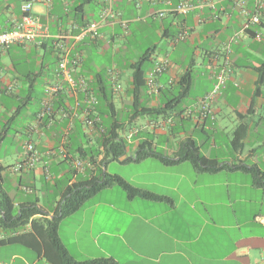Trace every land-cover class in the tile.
Listing matches in <instances>:
<instances>
[{"label":"crops","instance_id":"obj_1","mask_svg":"<svg viewBox=\"0 0 264 264\" xmlns=\"http://www.w3.org/2000/svg\"><path fill=\"white\" fill-rule=\"evenodd\" d=\"M183 1L204 7H197L187 16L157 17L158 12L171 10ZM27 2L33 5L32 16L42 34L33 43L0 49V138L2 144L14 135H19L22 143L31 141L41 159L33 169L14 172L13 167L23 161L22 144L19 161L8 170L0 162V190L8 192L19 205L31 202L19 198L21 192L31 194L29 187L53 182L60 201L68 185L97 177L102 169L139 189L168 197L173 203L128 199L115 186L104 189L60 225L62 243L75 260L264 264V187L255 185L250 174L235 169L257 167L264 173V84L258 90L256 70L264 63V9L261 24L233 43L232 38L244 23L235 0H113L114 10L129 23L128 31L117 21L104 24L101 38L95 41L81 38L80 29L100 21L107 0H0V33L14 29ZM210 3L216 4L215 8ZM247 8L254 12V2L248 1ZM149 23L154 24L155 39L166 48L159 49L156 44L149 48L155 50L146 76L162 59H167L170 67L153 84H147L140 105L165 107L175 99L177 81L189 68L193 69V83L188 98L173 112L133 121L135 97L130 67L144 53L122 56L120 47L133 39V32L139 31L141 38L147 39ZM181 32L188 37L177 42L175 38ZM256 32L262 34L260 41L255 39ZM227 49L232 60L230 79L212 104L215 121H202L196 108L213 88L212 55ZM65 53L70 60L78 59L77 65L68 66L77 83L74 89L60 75ZM109 70L116 71L120 94L113 91ZM82 81L87 93L81 87ZM55 84H61L64 92L52 100L53 115L39 119L46 90ZM104 97L114 108L106 116H102V109L108 106ZM92 99L95 105L91 117L96 119V126L89 128L83 110ZM22 104L27 105L18 111ZM60 109L68 116L62 117ZM139 119L144 121L137 123ZM168 119L173 123L176 119L177 124H168ZM16 123L19 127L13 130ZM112 124L131 147H127L125 157L107 164L100 153L96 165H92L81 156L80 147L93 146ZM240 124L248 125L249 130L243 153L235 154L231 142ZM187 139L195 141L205 158L230 169L198 172L188 162L166 166L155 158L124 162L136 155L142 141H149L155 151L176 160ZM174 142L176 147L172 146ZM77 162L82 163V169ZM113 164L117 167L109 172ZM59 201L53 209H47L36 199L50 215ZM13 246L0 247V264H48L42 256Z\"/></svg>","mask_w":264,"mask_h":264},{"label":"trees","instance_id":"obj_2","mask_svg":"<svg viewBox=\"0 0 264 264\" xmlns=\"http://www.w3.org/2000/svg\"><path fill=\"white\" fill-rule=\"evenodd\" d=\"M252 28L247 30L249 34ZM245 35V36H246ZM155 49L147 50L140 60L133 64L130 69L133 78V91L135 97L134 113L132 120L144 116H159L173 112L179 107L183 100L187 99L193 83V69L189 68L183 76L177 81V92L175 99L169 101L165 107L158 109L144 108L140 105L139 99L142 91L147 86L145 65L150 61V57ZM158 63V62H157ZM149 64V63H148ZM156 67V65H155ZM154 67V68H155ZM154 68L151 70L153 71ZM259 78L257 88L264 84V63L257 69ZM149 76V75H148ZM108 97V95L106 94ZM104 97L105 104L108 106L102 109V116L110 115L114 112L111 100ZM20 105L21 108L26 107ZM248 125L240 124L233 135L231 142L235 154H242L245 149V140L248 134ZM3 139L0 138V146ZM81 156L88 159L92 165H96L99 154H104L103 163L117 161L125 157L127 151V142L116 133L114 124L110 125L106 132L98 138L93 146L83 149L80 147ZM146 158H155L164 165L171 166L180 162L190 163L196 171H217L221 169H230L227 165H220L216 160L205 158L200 147L192 139H187L183 145L178 159H170L155 151L152 143L142 141L134 157H129L124 162H139ZM0 165V169H1ZM236 170H242L251 175L255 185L264 187V173L257 167L245 168L235 167ZM3 170V169H2ZM119 187L124 191L128 199L141 198L153 202H165L172 204L173 201L165 196L154 194L133 186L118 175H109L102 169L99 175L84 182L68 185L62 194L54 213L50 215L45 212L37 202H28L16 205L9 193L0 190V247L8 245H19L27 248L35 254L42 256L48 264H114L112 259H93L86 261L75 260L60 238V225L62 221L74 213L78 212L83 206L98 195L101 191L111 187Z\"/></svg>","mask_w":264,"mask_h":264},{"label":"built area","instance_id":"obj_3","mask_svg":"<svg viewBox=\"0 0 264 264\" xmlns=\"http://www.w3.org/2000/svg\"><path fill=\"white\" fill-rule=\"evenodd\" d=\"M107 4L103 7L100 15V21L95 23H90L87 26L80 29V37L81 38H90L91 40H98L101 38V28L104 24L118 22L122 29L127 33L129 23L121 19L120 14L116 12L113 8V0H107ZM221 1V0H219ZM248 1H253L255 10L254 12L249 11L247 8ZM237 9L239 14L243 17L244 23L239 32H237L232 38L233 43L239 42L245 35L247 30L251 27L259 26L261 24V14L264 9V0H235ZM212 8H215L216 4H209ZM197 7L203 8L204 5H195L192 2L183 1L180 2L175 8L168 11H160L157 13V17L163 19L169 14H177L181 16H187L192 11H194ZM32 8L33 5L30 2L25 3L22 6V16L21 19L15 24L14 29L8 32L0 33V49L8 50L12 46L18 45L23 46L28 43H33L37 40L38 37L41 36L42 31L37 21L32 16ZM188 37L186 32H181L175 39L177 42L185 41ZM255 39L261 40L262 34L260 32L255 33ZM221 58V63H219V59ZM77 60H70L67 53H65L60 61V75L63 77L67 83H69L70 87L74 89L77 87V83L75 82L72 76V69L68 66L77 65ZM211 66L213 69V88L212 90L203 96L197 105L196 111L199 114L200 120H210L212 122L215 121V113L212 108L213 102L222 94L223 89L226 87L227 82L230 79L231 75V67L232 60L230 58V49H227L226 52H221L212 55ZM170 63L167 59H162L158 61L156 67L153 71L149 73L147 84L151 85L154 83L155 79L165 72L169 70ZM108 74L110 75L111 81L113 83V91L115 94H120L122 91L121 86L117 82V74L114 70H109ZM81 87L85 93H87V86L84 81L81 83ZM64 92V88L61 84H55L53 86L48 87L46 90V99L43 103V110L39 114V119H42L46 116L51 117L54 113V109L52 107V100L62 94ZM95 100L92 99L90 105L83 110L85 116V125L89 128H94L96 126V119L92 116L94 111ZM77 107H81L79 103H77ZM59 113L62 117H67L68 113L64 109H60ZM184 114H181L183 116ZM191 115V110L187 111V116ZM168 124H172V119L167 120ZM22 157L23 161L17 163L13 167V171L16 173H22L27 169H33L37 163L40 162V154L37 151L35 145L31 141H25L22 145ZM77 166L82 169V163L77 162ZM46 174L49 177V171L46 170Z\"/></svg>","mask_w":264,"mask_h":264},{"label":"rangeland","instance_id":"obj_4","mask_svg":"<svg viewBox=\"0 0 264 264\" xmlns=\"http://www.w3.org/2000/svg\"><path fill=\"white\" fill-rule=\"evenodd\" d=\"M141 31V30H140ZM146 31L148 33V38L147 39H142L140 36L139 31L133 32V39H129V43L125 45L124 43L121 44L120 47V55L124 56L129 54L130 52L133 53H139L143 54L145 53L151 46H154V44L157 45L159 49L164 50L166 46L164 43H161L158 41V39H155V32H154V24L149 23V26H147ZM136 59H138V56H135ZM188 63V61H187ZM149 64L147 63L145 65V68H147ZM38 96L40 95V92L36 93ZM144 121L143 119H139L137 123ZM19 123V122H18ZM13 124L12 129L16 130L19 127V124ZM174 123L177 124V120L174 119ZM173 123V124H174ZM15 137L13 138H8L5 140V142L2 144L1 149H0V159H1V164L5 167V170H8L10 166L15 164L17 161L21 159V156L19 154L21 145L22 143V138L19 135H14ZM178 140V137H177ZM24 142V141H23ZM160 146V145H159ZM173 147L177 146V142H174ZM127 147H131L127 143ZM160 150V149H159ZM117 167L116 164H113L108 170L109 172H113V169ZM54 174V173H53ZM28 181L26 184L28 185ZM32 188V193L31 194H25L21 192L19 194V198H23V200H29L31 202H36V199H39V204L44 207V208H54V205L56 202L59 201V196L60 192L59 190L57 191L55 186H53V182H48L47 184H42V183H37L35 188ZM36 189V192L33 191ZM16 249H19V251H23L25 253H32L30 250H28L25 247L16 245L13 246Z\"/></svg>","mask_w":264,"mask_h":264}]
</instances>
